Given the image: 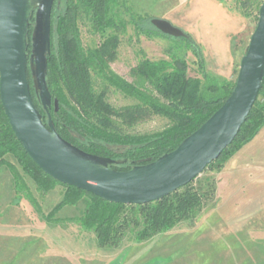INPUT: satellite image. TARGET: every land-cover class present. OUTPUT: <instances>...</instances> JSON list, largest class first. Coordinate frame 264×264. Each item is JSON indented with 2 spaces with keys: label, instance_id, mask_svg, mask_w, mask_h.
<instances>
[{
  "label": "trees",
  "instance_id": "obj_1",
  "mask_svg": "<svg viewBox=\"0 0 264 264\" xmlns=\"http://www.w3.org/2000/svg\"><path fill=\"white\" fill-rule=\"evenodd\" d=\"M252 1L247 10L242 9V15L246 17L249 15L248 10L250 13L255 11L257 21L264 0ZM118 2L119 0H55L51 17V53L48 56L46 76L53 104L47 111L42 107L30 69L28 78L34 104L42 114L46 126L50 114L56 131L65 140L90 154L112 158L116 163L111 168L124 172L135 166L150 164L176 150L223 106L233 92L236 81L219 79L207 72L202 49L190 34L174 38L155 27L158 35L176 44L172 46L173 50H169L173 52L170 54L171 59H142L131 72L133 77L141 81L139 84L130 83L116 74L111 70L110 63L117 54L119 36L114 33L105 35L108 30L118 28ZM62 3L64 7L59 11ZM244 4L246 3L241 4L242 7H245ZM82 20L90 22L92 31L104 37L105 40L99 46L89 49L83 46L79 28ZM34 21L33 16L28 33L29 53L32 51ZM137 29L145 32L139 27ZM186 49L194 53L200 77L190 76ZM111 89L136 99L138 103L121 108L112 106L107 101V93ZM55 100L58 101V111L55 109ZM153 115L168 119V126L152 133L129 132ZM263 128L264 83L233 143L203 173L220 171ZM111 147H121L122 151ZM8 156L16 164L9 161ZM2 166L13 178L17 194L20 195L17 202L26 199L39 213L41 208L33 197L27 179L32 180L37 191L43 195L57 186L64 188L61 201L48 215L49 221L64 208L75 207L83 200L86 201V208L81 216L55 219V222H77L83 229L95 233L101 247H116L128 234L142 242L166 233L183 221L195 218L205 207L206 201L215 199L216 193L214 178L206 177L205 182L200 181L204 184L194 187L197 177L161 200L144 205H125L111 203L82 189L61 184L45 174L25 152L12 131L0 100V167Z\"/></svg>",
  "mask_w": 264,
  "mask_h": 264
},
{
  "label": "rangeland",
  "instance_id": "obj_2",
  "mask_svg": "<svg viewBox=\"0 0 264 264\" xmlns=\"http://www.w3.org/2000/svg\"><path fill=\"white\" fill-rule=\"evenodd\" d=\"M242 3H246L245 7H242ZM251 3L252 0H119L116 9L118 28L108 30L105 35L114 33L119 36L117 54L110 68L128 82L139 84L141 81L131 72L142 59H171L173 52L169 50H173L172 46L176 44L156 33L150 19L157 18L169 21L192 36L202 49L208 73L219 79L237 81L241 59L257 23L255 11L250 13L248 10L246 17L242 15V9L247 10ZM63 5H60L59 11ZM137 27L150 34L140 32ZM79 28L86 49L97 47L105 40L100 33L92 31L88 21L82 20ZM185 51L190 76L200 77L194 53L187 49ZM32 68L29 65L28 73ZM107 101L116 108L138 103L115 89L107 93ZM168 124V119L153 115L129 132H157ZM111 148L122 151L121 147ZM7 159L15 163L12 157L8 156ZM258 165L264 168V128L220 171H207L194 181V187L204 184L206 177L214 178L215 185L223 184L219 195L217 193L214 200L206 201L205 207L195 218L185 220L172 230L147 241L138 242L128 234L116 247H101L95 233L83 229L75 221L55 222V219L81 216L86 208L84 200L75 207L64 208L49 221L48 215L62 199L64 188L61 186L43 195L37 191L33 181L27 179L41 212L26 199L17 202L20 195L17 194L13 178L2 166L0 264H264V243L260 246L243 241H255L258 235L252 234L253 229L263 220L245 217L243 204L238 203L241 206L237 209L233 202L230 204L226 199L229 191L226 183L248 179L249 174L252 177L262 174L264 178V170H256ZM249 167L254 170L249 169L245 173L244 169ZM252 189L258 191V188ZM233 232L237 234L230 235Z\"/></svg>",
  "mask_w": 264,
  "mask_h": 264
},
{
  "label": "water",
  "instance_id": "obj_3",
  "mask_svg": "<svg viewBox=\"0 0 264 264\" xmlns=\"http://www.w3.org/2000/svg\"><path fill=\"white\" fill-rule=\"evenodd\" d=\"M55 0H0V100L17 140L31 160L61 184L82 189L111 203L144 205L188 185L233 143L254 107L264 83V2L241 59L230 97L176 150L156 161L124 172L111 168L110 157L98 156L65 140L48 114V126L36 108L28 78H35L45 111L53 101L47 86L51 53V17ZM35 17L28 41L31 19ZM161 33L174 38L186 33L164 19H152ZM58 111V101H54Z\"/></svg>",
  "mask_w": 264,
  "mask_h": 264
},
{
  "label": "crops",
  "instance_id": "obj_4",
  "mask_svg": "<svg viewBox=\"0 0 264 264\" xmlns=\"http://www.w3.org/2000/svg\"><path fill=\"white\" fill-rule=\"evenodd\" d=\"M260 136V135H259ZM252 169L249 167L248 169H244L245 173L248 172V170ZM256 170L258 172H261L264 170L262 166H256ZM255 170V171H256ZM250 178L244 179V180H235L231 181L228 184L226 183V187H228L229 191H227V201L228 203L232 204L238 209L241 206L238 203L243 204V213L245 217L253 216V218L263 221L258 222L256 225V228L253 229L252 234H257L258 237H256L255 241H247L246 239H243L245 244H251L252 243L262 245L261 243H264V190L261 191V188L264 187V178L262 174H258V177L254 175L255 177H252L251 174H249ZM223 186L222 183H218L216 185V197L217 193L219 195V190H221V187ZM252 188H258V191H254ZM257 192V193H255ZM219 197V196H218ZM216 201L217 198H216ZM225 202V200H223ZM237 233L233 232L230 233V235H235ZM233 240V239H232ZM251 248V247H250ZM253 250V247H252ZM260 250V249H259ZM261 251V250H260Z\"/></svg>",
  "mask_w": 264,
  "mask_h": 264
}]
</instances>
